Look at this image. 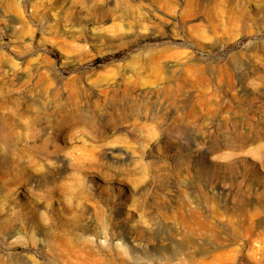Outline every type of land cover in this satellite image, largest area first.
<instances>
[{
	"label": "rangeland",
	"instance_id": "1",
	"mask_svg": "<svg viewBox=\"0 0 264 264\" xmlns=\"http://www.w3.org/2000/svg\"><path fill=\"white\" fill-rule=\"evenodd\" d=\"M0 264H264V0H0Z\"/></svg>",
	"mask_w": 264,
	"mask_h": 264
},
{
	"label": "bare ground",
	"instance_id": "2",
	"mask_svg": "<svg viewBox=\"0 0 264 264\" xmlns=\"http://www.w3.org/2000/svg\"><path fill=\"white\" fill-rule=\"evenodd\" d=\"M134 81H135V80H134ZM125 92H126V91H125ZM129 92H130V91H129ZM131 93H132V92H131ZM115 100H116V99H115ZM115 103H116V102H115ZM215 255H217V253H216ZM215 255H214V256H215ZM218 256H219V255H218ZM221 256H222V255H221ZM215 257H216V256H215ZM223 257H224V256H223ZM225 257H226V256H225ZM217 258H218V257H217ZM221 259H223V258H221ZM218 260H220V259H218ZM221 261H224V259L221 260ZM221 261H220V262H221ZM218 262H219V261H218Z\"/></svg>",
	"mask_w": 264,
	"mask_h": 264
}]
</instances>
